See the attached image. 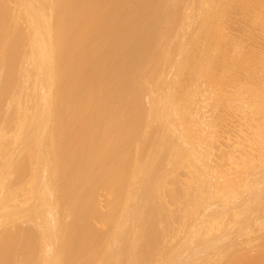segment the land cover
Returning <instances> with one entry per match:
<instances>
[{"label":"bare ground","instance_id":"bare-ground-1","mask_svg":"<svg viewBox=\"0 0 264 264\" xmlns=\"http://www.w3.org/2000/svg\"><path fill=\"white\" fill-rule=\"evenodd\" d=\"M59 1L0 0V264H264V0Z\"/></svg>","mask_w":264,"mask_h":264},{"label":"rangeland","instance_id":"rangeland-1","mask_svg":"<svg viewBox=\"0 0 264 264\" xmlns=\"http://www.w3.org/2000/svg\"><path fill=\"white\" fill-rule=\"evenodd\" d=\"M66 1L67 0L59 1L58 4L56 5V8L59 9V8L63 7L65 5ZM1 3L2 2H0V8H3L4 6ZM13 11L14 10L12 9V12H11L12 16L15 14V13H13ZM16 17H17V19H16ZM15 19L17 21L20 20L18 15L15 16ZM18 23H20V21ZM67 90H68V95L66 96V100L65 101L63 100L64 105L66 107V113L67 114H65V118L63 120V125L64 126H63V129L60 132V134L62 135V138H63L64 141H63V145L60 147V149L65 151V153L68 154V160H73V158L75 156V153L77 152V149L80 146V142H81L82 137H83L82 126H83V123H84V117H83L82 112L80 110L82 108L81 107L82 106L81 99L76 94L77 91L81 90L79 84H77V83H75V81H73L68 86ZM3 107H5V101L4 100H0V122L3 120L2 117L4 118V113H6V110H5L6 107L5 108H3ZM11 110H10L11 112L10 111L8 112V115H9V113H12V115L11 114H10V116L7 115V118H6L7 123H10L12 121V119H13L12 117L14 116L13 108H11ZM111 130H112V127H110L108 129V133H110ZM43 153L49 157V162H51V160H52L50 158L51 154L48 152V150L46 148H45V151ZM232 160H233V162H237L234 159H232ZM97 163H98V161L95 163V165H94L95 167L97 166ZM243 163L248 165V166H246V168L244 167L245 169H248L249 166H252V165H250V163L248 162V160L246 158L243 161ZM232 167H233V169L239 168V167H237L236 164H232ZM91 176H92V179L90 180V182L85 184L84 187H83V193H82L83 194L82 195L83 198L82 199H85L89 194H93V196H92V198H94V200H93L94 205L93 206H95V207H94V211H93L91 217H86L83 222L78 224V225L81 226L79 230H81V235H82L80 243L84 242L89 237L93 236L94 234L96 235V233L99 232L102 229V224H100V223H102V222H100L101 221V215H100V212L98 210L99 207L97 206V204L98 203L100 204L102 202L110 200L109 196L107 194H105L104 192H101L99 190L94 191V189H95L94 188L95 187V183L93 181L94 172L91 173ZM92 218H94V219L92 220ZM98 220H99V222H98ZM89 222H91L90 225H89ZM19 225L17 224L16 227H18ZM144 250L146 252V255L150 256L149 253L147 252L146 248ZM137 259H138V263H137ZM134 260H135L136 264H139L140 262L142 263V261H140L139 258H137V257L135 258L133 256V258H131V260L129 262H127V264L128 263L131 264V262L134 264ZM239 261H241V260L237 261L238 264L241 263Z\"/></svg>","mask_w":264,"mask_h":264}]
</instances>
